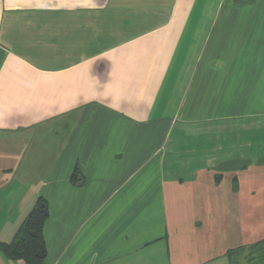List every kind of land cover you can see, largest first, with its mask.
<instances>
[{"label": "crops", "instance_id": "1", "mask_svg": "<svg viewBox=\"0 0 264 264\" xmlns=\"http://www.w3.org/2000/svg\"><path fill=\"white\" fill-rule=\"evenodd\" d=\"M38 196L43 264H244L264 0H0V242Z\"/></svg>", "mask_w": 264, "mask_h": 264}, {"label": "trees", "instance_id": "2", "mask_svg": "<svg viewBox=\"0 0 264 264\" xmlns=\"http://www.w3.org/2000/svg\"><path fill=\"white\" fill-rule=\"evenodd\" d=\"M71 180L78 184L83 181L81 171L76 168L72 174ZM48 218V203L46 199L38 196L35 199L34 205L30 212L25 217L23 223L18 228L14 238L10 242H0V252L9 260H23L26 264H43L46 257V247L43 237V225ZM264 249V240L258 242L248 249L235 251L234 255L242 254L249 250L259 252ZM251 252V253H252ZM251 260L256 259L255 255L251 254ZM259 258L260 255H257ZM263 259H257L250 264H264Z\"/></svg>", "mask_w": 264, "mask_h": 264}, {"label": "rangeland", "instance_id": "3", "mask_svg": "<svg viewBox=\"0 0 264 264\" xmlns=\"http://www.w3.org/2000/svg\"><path fill=\"white\" fill-rule=\"evenodd\" d=\"M251 252H252V250H251V251L249 250V252L244 251V252H242V254L240 255L239 258L242 259V260L244 261V264H250V263H252L253 261H257V259H259V261H260V259H263V258H260V257H261V256H262V257L264 256V249L260 250L259 252H257V250H256L255 252H252V253H251ZM249 253L255 255L256 259L251 260V255H250ZM257 255H260V257L258 258Z\"/></svg>", "mask_w": 264, "mask_h": 264}]
</instances>
